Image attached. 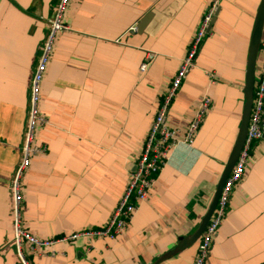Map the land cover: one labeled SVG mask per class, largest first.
<instances>
[{"label":"crops","instance_id":"obj_1","mask_svg":"<svg viewBox=\"0 0 264 264\" xmlns=\"http://www.w3.org/2000/svg\"><path fill=\"white\" fill-rule=\"evenodd\" d=\"M212 0H71L41 87L47 120L23 179V226L40 239L100 229L136 170L162 98ZM262 0H223L168 115L182 132L212 106L191 147L180 144L126 233L54 246L32 264H193L199 229L239 136ZM59 0H0V264H20L12 184L28 127L31 83ZM264 43V34H263ZM148 55L153 60L140 71ZM264 64V47L257 71ZM183 138V137H181ZM185 238L183 242L181 239ZM180 249L178 250L179 246ZM206 264H264V141L234 189Z\"/></svg>","mask_w":264,"mask_h":264},{"label":"built area","instance_id":"obj_2","mask_svg":"<svg viewBox=\"0 0 264 264\" xmlns=\"http://www.w3.org/2000/svg\"><path fill=\"white\" fill-rule=\"evenodd\" d=\"M223 0H212L204 15L200 28L195 35L182 65L167 88L159 109L153 120L149 134L142 145V150L136 159V170L130 177L124 195L112 213L110 220L100 229L84 230L57 238L40 239L31 234L22 223L23 214V179L30 167L34 155H44L48 151L45 143H35V130L39 125H45L47 120L39 110L41 87L45 79L48 66L52 59L55 42L58 35L69 31L70 27L64 22L65 11L71 0H59L56 13L50 25L48 37L41 47L38 63L31 83V99L28 127L21 163L16 171L12 184L14 238L13 244L20 264H32L34 256L55 255L54 246L61 243L74 242L79 239L108 238L115 240L126 233L130 223L140 206L148 201L160 171L170 159L171 152L180 144L191 147L196 133L204 122L212 106L209 96L203 97L197 104L193 118L188 127L182 132L171 128L168 115L171 106L194 66V61L200 51L205 38L210 34L211 24ZM264 47V43L262 45ZM153 55H148L140 67L145 73L150 67ZM183 137V138H181ZM264 141V64L257 71L254 90V104L250 125L244 148L226 181L217 209L202 235L198 247V254L193 264H206L210 256L212 245L218 231L226 217L230 199L234 189L241 183L253 158V150L258 142Z\"/></svg>","mask_w":264,"mask_h":264},{"label":"water","instance_id":"obj_3","mask_svg":"<svg viewBox=\"0 0 264 264\" xmlns=\"http://www.w3.org/2000/svg\"><path fill=\"white\" fill-rule=\"evenodd\" d=\"M220 9L217 11L216 16L211 24L210 30L212 28V25L216 21ZM263 34H264V0H262L261 5L259 7V10L256 15V20L252 32V38L250 43V51H249V57H248V66H247V75H246V82L244 86V94H245V107H244V114L242 118V123L240 127V132L238 139L236 141V145L234 147V150L232 152L231 158L227 164L226 170L224 172V175L220 181V184L218 186L217 192L214 196V199L210 205V208L204 217L201 226L199 227L198 231L188 239V243H194L197 240H199L204 232L206 231L208 225L210 224V221L217 209L218 202L220 200V197L222 195L223 189L225 187L226 181L229 178L234 166L236 165L239 156L244 148L249 125H250V118L252 113V108L254 104V90H255V81H256V70H257V61H258V55L261 50V47L263 45ZM184 241H186L185 238L181 239V242H183V245H185ZM181 245L179 246L178 250L180 249Z\"/></svg>","mask_w":264,"mask_h":264}]
</instances>
